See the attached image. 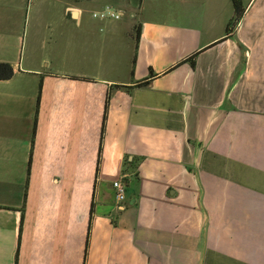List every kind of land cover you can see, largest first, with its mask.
Listing matches in <instances>:
<instances>
[{
    "label": "crops",
    "instance_id": "crops-1",
    "mask_svg": "<svg viewBox=\"0 0 264 264\" xmlns=\"http://www.w3.org/2000/svg\"><path fill=\"white\" fill-rule=\"evenodd\" d=\"M240 2L0 0V264H264V0Z\"/></svg>",
    "mask_w": 264,
    "mask_h": 264
},
{
    "label": "built area",
    "instance_id": "built-area-1",
    "mask_svg": "<svg viewBox=\"0 0 264 264\" xmlns=\"http://www.w3.org/2000/svg\"><path fill=\"white\" fill-rule=\"evenodd\" d=\"M122 15L121 11H117L111 6H105L103 9L98 11H93L92 16L98 19H106V18H114L118 19ZM113 188L115 190V194L117 199L120 202L125 200V193H126V185L122 178L113 181Z\"/></svg>",
    "mask_w": 264,
    "mask_h": 264
},
{
    "label": "trees",
    "instance_id": "trees-1",
    "mask_svg": "<svg viewBox=\"0 0 264 264\" xmlns=\"http://www.w3.org/2000/svg\"><path fill=\"white\" fill-rule=\"evenodd\" d=\"M234 15L239 18L243 13L240 0H232ZM194 56V55H193ZM192 56V57H193ZM13 74V69L10 64L0 62V80L10 78Z\"/></svg>",
    "mask_w": 264,
    "mask_h": 264
}]
</instances>
